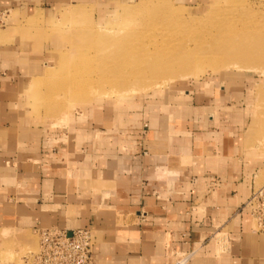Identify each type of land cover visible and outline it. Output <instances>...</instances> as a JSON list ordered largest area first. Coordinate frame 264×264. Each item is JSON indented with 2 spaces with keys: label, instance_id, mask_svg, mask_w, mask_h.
I'll use <instances>...</instances> for the list:
<instances>
[{
  "label": "crops",
  "instance_id": "obj_1",
  "mask_svg": "<svg viewBox=\"0 0 264 264\" xmlns=\"http://www.w3.org/2000/svg\"><path fill=\"white\" fill-rule=\"evenodd\" d=\"M70 1L0 0V12L13 23ZM12 23L0 28V230L23 240L42 227L89 229L93 264H264V234L240 210L259 159L244 153L238 104L228 125L209 103H189L173 122L88 108L50 127L26 103L46 55L34 30Z\"/></svg>",
  "mask_w": 264,
  "mask_h": 264
},
{
  "label": "rangeland",
  "instance_id": "obj_2",
  "mask_svg": "<svg viewBox=\"0 0 264 264\" xmlns=\"http://www.w3.org/2000/svg\"><path fill=\"white\" fill-rule=\"evenodd\" d=\"M65 11H73V15L63 17ZM10 18L11 11H1L0 28L10 26ZM29 21L34 24L29 25ZM12 26L34 30V39H38L47 58L44 72L32 78L26 87L27 107L42 124L60 127L70 121L69 117L79 116L88 108L89 112L110 114L116 119L141 112L164 116L173 122L189 103H209L213 115L228 125L230 111L238 104V113L243 117L240 127L246 140L244 153L246 157L259 159L254 187L264 183V51L254 56L241 49L232 53L215 50L225 44L221 41L223 34L234 39L247 32L243 34L247 42L261 35L264 0H75L46 15L19 18ZM56 29L60 33L59 41ZM90 33L95 35L92 40ZM108 38L113 43L129 38L135 46L139 42L138 54L149 51L156 56L154 59L163 62L159 63L161 66L149 65L153 67L154 78L140 77L135 81L142 86L129 85L135 91H129L128 87L114 92L109 82L77 101L72 91L64 87L73 68L80 66H75L72 58L67 60L69 64L62 65L58 57L81 52L84 55L79 61L89 62L91 53L98 56L113 52V46L104 43ZM193 48L200 52L195 54ZM169 54H176V59L170 60L172 70H166L169 65H163V59L167 58L163 55ZM195 56L217 58L218 65L204 63L198 69ZM185 65L187 69L179 68ZM84 68L89 69V64ZM235 83L243 90L237 103L229 97L230 85ZM84 88L85 92L77 93L86 94ZM36 231L22 240L0 230V264H30L23 257L37 251ZM223 233H227L226 229Z\"/></svg>",
  "mask_w": 264,
  "mask_h": 264
},
{
  "label": "bare ground",
  "instance_id": "obj_3",
  "mask_svg": "<svg viewBox=\"0 0 264 264\" xmlns=\"http://www.w3.org/2000/svg\"><path fill=\"white\" fill-rule=\"evenodd\" d=\"M73 15L72 12L65 11L62 16L63 17H70ZM159 17V16H158ZM174 17H177L175 15ZM247 33V32H246ZM246 33H243L246 35ZM93 35V33H90ZM241 34L240 37L231 39L228 35L223 34L221 37V41L225 42V44L221 45L219 49L216 47V51L220 53H227L228 50H230V53L232 52H240L242 50H247L251 54L258 55L263 53L264 51V42L263 38H260L264 35V31L261 33V35H255V39L250 42H247L245 39H243L244 35ZM89 35V37L91 36ZM95 38V35L90 38L91 40ZM64 40V39H63ZM90 40V42H91ZM108 41H105V45L107 47L114 48L112 53H106L98 56H94L92 53L89 54V62L85 61H79L78 58L82 57L84 53L76 52V53H70L68 55H62L59 59V62L62 65L69 64L67 60L69 58H72L73 61H75V66H80L76 69L73 68L69 76H67L66 81H68V84L65 85L64 89L71 90L73 97L76 98V100L81 101L85 99V96L88 94L91 95L95 92V90H98L109 83L114 88H111L114 92H119L124 90L125 88H128L129 85H140L143 84L141 82L137 83L135 81L136 79L140 77H148V78H154L155 75H152L153 67L149 65H156L161 66L159 64L160 62H163L161 59H154V56L149 54V51L144 52L145 54H138L137 50L140 49L139 42L136 43V46L132 44V42H129V38L124 39L123 41H120L121 39H118L114 41L111 38L107 39ZM68 41V40H67ZM67 44V43H66ZM208 46V45H207ZM89 48V46H86L85 48ZM208 49L207 47H204ZM215 47H213L211 50H213ZM195 54L199 53L197 49H191ZM80 54H82L80 56ZM167 58H164V66H167L166 70H172L173 66L171 65V61L176 59V54H169V55H163ZM171 60V61H170ZM215 61V62H213ZM211 62V63H210ZM195 63L198 67V69H201L204 63H210L209 65L217 66V58L212 59V57H204L200 58L199 56H195ZM89 64V69H85V65ZM187 65L179 67L182 68V70L187 69ZM71 68V67H70ZM155 72H158L156 69ZM70 77V78H69ZM86 87V94H78L77 92H85ZM98 88V89H97ZM128 89H131L129 91H135V89L129 87ZM128 91V90H126ZM88 92V94H87ZM98 92V91H97ZM71 95V94H70ZM73 104V103H71Z\"/></svg>",
  "mask_w": 264,
  "mask_h": 264
},
{
  "label": "built area",
  "instance_id": "obj_4",
  "mask_svg": "<svg viewBox=\"0 0 264 264\" xmlns=\"http://www.w3.org/2000/svg\"><path fill=\"white\" fill-rule=\"evenodd\" d=\"M246 211L254 229L264 234V183L253 188L248 199L240 208ZM38 249L29 252L24 258L30 264H93L94 235L83 228L66 230L56 227L39 228ZM186 257L177 259L173 264H185Z\"/></svg>",
  "mask_w": 264,
  "mask_h": 264
}]
</instances>
